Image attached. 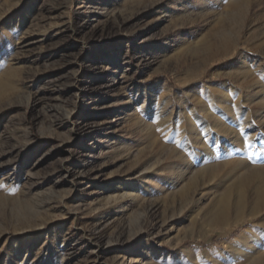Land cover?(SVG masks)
Instances as JSON below:
<instances>
[{"label": "rangeland", "instance_id": "374dc122", "mask_svg": "<svg viewBox=\"0 0 264 264\" xmlns=\"http://www.w3.org/2000/svg\"><path fill=\"white\" fill-rule=\"evenodd\" d=\"M103 1L0 0V264H136L141 245L144 264H237L227 244L254 221L210 225L220 188L199 175L169 190L184 159L164 134L205 117L218 75L264 109V73L220 46L264 70V0ZM133 183L151 191L124 197Z\"/></svg>", "mask_w": 264, "mask_h": 264}, {"label": "bare ground", "instance_id": "6f19581e", "mask_svg": "<svg viewBox=\"0 0 264 264\" xmlns=\"http://www.w3.org/2000/svg\"><path fill=\"white\" fill-rule=\"evenodd\" d=\"M160 1L154 0L153 5L157 6ZM221 1L218 0V3ZM237 7L238 4H235L230 9ZM244 43H236V46L241 47ZM227 45H220L223 58H235L236 55L245 58L241 60L238 68L244 79H247L249 74L264 73L261 68L263 63L252 59L250 55L247 56L246 48L241 47L242 50L239 51L237 48L230 49ZM262 53L264 54V50ZM113 65L117 70L114 75L116 81L117 77L124 75L125 70L119 62ZM230 76H226V82H222V77L218 75L217 82L210 86L221 91L217 96L206 100L202 107L204 120L193 118L190 124L187 122L188 128L177 135L172 136L171 130L164 134L166 139L180 147L181 151L172 147V155L184 159V167L177 170L176 176L168 185L169 190H174L182 184L180 190L193 188L201 177L200 181L204 184L212 182L214 188H220L210 210V225L224 229L244 221H254L250 228L227 244V247L232 249L229 261L237 264H264V109L252 113L242 110L241 103L233 99V78ZM257 87L258 96L264 99V85L259 84ZM7 88L8 83L0 81V93H4ZM159 121L160 129L164 130L162 119ZM251 158L256 161L253 162ZM197 163L203 166L202 169L193 168ZM203 183L197 187H202ZM126 187H120V190L123 191L124 197L129 196L131 199L151 191L149 185L143 188L133 183ZM12 250V256L21 258L17 245L13 246ZM130 251L136 264H144L151 255L150 248L145 245ZM24 258L21 264L25 263ZM5 264L13 263L8 261Z\"/></svg>", "mask_w": 264, "mask_h": 264}]
</instances>
